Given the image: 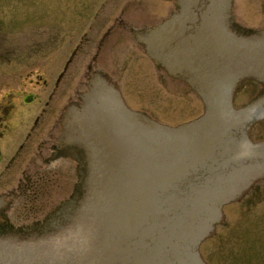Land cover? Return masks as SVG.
<instances>
[{
    "label": "water",
    "instance_id": "1",
    "mask_svg": "<svg viewBox=\"0 0 264 264\" xmlns=\"http://www.w3.org/2000/svg\"><path fill=\"white\" fill-rule=\"evenodd\" d=\"M260 28L264 0H123L0 195V264H264Z\"/></svg>",
    "mask_w": 264,
    "mask_h": 264
},
{
    "label": "rangeland",
    "instance_id": "2",
    "mask_svg": "<svg viewBox=\"0 0 264 264\" xmlns=\"http://www.w3.org/2000/svg\"><path fill=\"white\" fill-rule=\"evenodd\" d=\"M123 0H0V195L32 165Z\"/></svg>",
    "mask_w": 264,
    "mask_h": 264
},
{
    "label": "flooded vegetation",
    "instance_id": "3",
    "mask_svg": "<svg viewBox=\"0 0 264 264\" xmlns=\"http://www.w3.org/2000/svg\"><path fill=\"white\" fill-rule=\"evenodd\" d=\"M235 28L238 30H240V27L237 25V26H235ZM242 28V27H241ZM235 29V31H236V33H238V31ZM242 29H244V28H242ZM264 30V28H260V29H258V31L260 32V31H263ZM239 35H242V34H239ZM259 141V140H258ZM62 149H63V147H61L60 145H58V146H56V150H54L53 151V153H55V152H62ZM253 186H250V191H253L251 194H252V197H255V196H260V195H264V185H263V188H260V187H258L257 185H256V188H252ZM5 232V231H4ZM5 235H8L6 232L5 233H3V236H5Z\"/></svg>",
    "mask_w": 264,
    "mask_h": 264
},
{
    "label": "trees",
    "instance_id": "4",
    "mask_svg": "<svg viewBox=\"0 0 264 264\" xmlns=\"http://www.w3.org/2000/svg\"><path fill=\"white\" fill-rule=\"evenodd\" d=\"M3 233H5V232H3ZM0 234H1V231H0Z\"/></svg>",
    "mask_w": 264,
    "mask_h": 264
}]
</instances>
